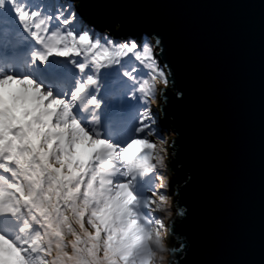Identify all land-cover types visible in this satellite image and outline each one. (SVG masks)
Returning <instances> with one entry per match:
<instances>
[{
    "label": "clouds",
    "instance_id": "1",
    "mask_svg": "<svg viewBox=\"0 0 264 264\" xmlns=\"http://www.w3.org/2000/svg\"><path fill=\"white\" fill-rule=\"evenodd\" d=\"M0 0L31 41L25 60L60 58L78 70L58 92L27 71L0 68V264H187L191 183L181 159L182 133L166 123L172 93H184L165 58L164 37H118L82 15L84 0H56L55 11ZM119 67L136 103L134 124L105 132L102 74ZM175 120V117H171Z\"/></svg>",
    "mask_w": 264,
    "mask_h": 264
},
{
    "label": "water",
    "instance_id": "2",
    "mask_svg": "<svg viewBox=\"0 0 264 264\" xmlns=\"http://www.w3.org/2000/svg\"><path fill=\"white\" fill-rule=\"evenodd\" d=\"M81 12L100 32L164 37L184 93H169L167 124L193 177L177 229L187 264H264V0H84Z\"/></svg>",
    "mask_w": 264,
    "mask_h": 264
},
{
    "label": "rangeland",
    "instance_id": "3",
    "mask_svg": "<svg viewBox=\"0 0 264 264\" xmlns=\"http://www.w3.org/2000/svg\"><path fill=\"white\" fill-rule=\"evenodd\" d=\"M12 14V11L10 12ZM7 45V50H4V53L0 50V68H4L7 70L8 68H11L14 73H21L27 71L30 78L36 80L37 82L41 83L43 86L50 87L53 92H58V89H60L58 84L52 82L50 80L51 73L49 70L39 72V74H35L34 70L36 67H39L40 63L38 62L36 65L32 66L34 69L28 70L25 68V60H26V53L30 51V47L26 43H20L17 46H9ZM4 47V45L1 47V49ZM5 48V47H4ZM53 63L49 62L46 65H52ZM45 65V64H42ZM110 74V76H108ZM103 76V83L104 85H110V91H115L118 93V88L121 87V83H124L122 86L123 88L126 85V81L121 76L119 67H114L112 69H106ZM54 85V86H53ZM70 84H64L62 85V88L67 87L69 89ZM123 88L120 89V91L123 90ZM61 90V89H60ZM103 94L110 95L109 90L107 89ZM103 98V97H102ZM104 100V107L102 109L103 113V124L105 125V132L111 133L113 136H120L125 134L126 132L130 131L133 124H134V113L136 110V103L132 100L128 99V105L129 107L126 109V114L124 116H121L118 118L116 115H119L122 113L121 105L114 104L109 101L108 98H103ZM167 128H171L170 125L166 123Z\"/></svg>",
    "mask_w": 264,
    "mask_h": 264
},
{
    "label": "trees",
    "instance_id": "4",
    "mask_svg": "<svg viewBox=\"0 0 264 264\" xmlns=\"http://www.w3.org/2000/svg\"><path fill=\"white\" fill-rule=\"evenodd\" d=\"M40 3L44 4L45 9L51 7L53 11H55L56 0H26L25 6L35 8ZM10 12H11L10 8L7 11L0 10V50L2 51L1 54L4 53V50H7L6 44H8L9 46H17L20 43H25V44L27 43L30 48L32 46L31 41L19 42L17 33H19L21 30H20L19 25L16 23L15 14L13 12L12 14H10ZM3 45L5 48L3 47L1 49ZM26 58H27V53H26ZM50 62L53 64L52 65L40 64L39 67L41 68V70H43L44 68H49V71L52 72V75L50 77L54 76L51 79L52 82L54 81V83L58 84L59 85L58 87L60 89L62 88V85L64 84H70L73 86L75 85V79H76V76L78 75L77 69H75L72 66H69L66 62L62 61L60 58L53 57L50 59ZM25 68H26V64H25ZM54 68L56 69L54 70ZM57 68H59L58 72H57ZM32 69L34 68L32 67ZM34 72L38 73L40 72V69L35 68ZM108 76H110V74H108ZM120 84H121V87L118 88V93L115 91H110V85H104V89H103V93L108 89L110 92V95H105L102 93L103 98H108L110 102L121 105L120 108L122 110V113L119 115H116L118 118H120L121 116H124L127 112L126 109L129 107L126 92L123 90L120 91V89L123 88L122 85L124 83L120 82ZM56 89L58 91L60 90L58 88Z\"/></svg>",
    "mask_w": 264,
    "mask_h": 264
},
{
    "label": "bare ground",
    "instance_id": "5",
    "mask_svg": "<svg viewBox=\"0 0 264 264\" xmlns=\"http://www.w3.org/2000/svg\"><path fill=\"white\" fill-rule=\"evenodd\" d=\"M124 38H126V37H124Z\"/></svg>",
    "mask_w": 264,
    "mask_h": 264
}]
</instances>
